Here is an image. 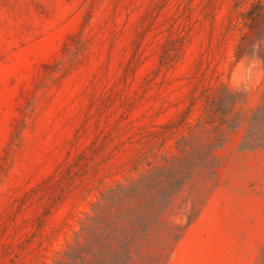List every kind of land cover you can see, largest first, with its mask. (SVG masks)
I'll list each match as a JSON object with an SVG mask.
<instances>
[{"label": "rangeland", "instance_id": "1", "mask_svg": "<svg viewBox=\"0 0 264 264\" xmlns=\"http://www.w3.org/2000/svg\"><path fill=\"white\" fill-rule=\"evenodd\" d=\"M256 1L0 0V264L66 260L102 195L176 154L189 124L212 129L225 90L217 164L129 264H264V149L246 138L264 63L236 58Z\"/></svg>", "mask_w": 264, "mask_h": 264}, {"label": "trees", "instance_id": "2", "mask_svg": "<svg viewBox=\"0 0 264 264\" xmlns=\"http://www.w3.org/2000/svg\"><path fill=\"white\" fill-rule=\"evenodd\" d=\"M244 28L236 58L253 55L264 63V0L254 2L245 13ZM235 100L233 93L223 91L211 103L210 112L217 118L210 122L212 129L200 122L189 124L190 135L176 142V154L147 160L150 168L137 179L103 194L94 206L91 223L82 228L84 243L77 240L65 253L66 260L58 264H129L139 235L146 236L151 226L161 222L198 170L217 164L216 152L225 144V130L233 127L228 116ZM246 138L264 149V109L252 116ZM197 210L191 202L187 226L197 218Z\"/></svg>", "mask_w": 264, "mask_h": 264}]
</instances>
